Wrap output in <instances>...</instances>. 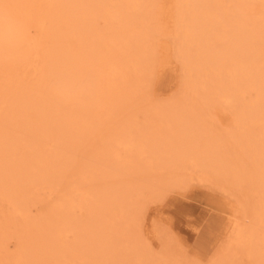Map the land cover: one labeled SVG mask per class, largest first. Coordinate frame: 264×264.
I'll return each mask as SVG.
<instances>
[{"label":"rangeland","instance_id":"obj_1","mask_svg":"<svg viewBox=\"0 0 264 264\" xmlns=\"http://www.w3.org/2000/svg\"><path fill=\"white\" fill-rule=\"evenodd\" d=\"M119 2L120 0H114L113 4L117 5ZM147 2L143 0L145 5ZM261 2V0H222L215 3L219 8L225 6L222 9H226L225 14L230 18L228 22H232L233 25L227 26V29L232 32L230 38L214 39L211 46L222 50L229 40L235 42L239 22L240 29L254 31V38L247 45L248 55L245 59L248 65L254 69L264 68V5ZM148 8H144L140 15L145 16ZM14 11V5L10 0H0V133L3 132L0 134V139L2 144H4L3 139L7 141H5L4 147L0 145L3 149L7 146L5 152H1L3 149L0 147V154H8L4 155V157H8H5L7 159L6 163H9L10 159L12 161L16 158L14 165L18 163V158H20L21 164L23 161L24 163L29 160L33 161V159L35 161L34 157H39L44 165L39 161V158L33 162L39 161L44 168L43 171L47 165L53 162L52 158L47 159V157L58 158L54 162L58 163L61 160L62 168H59L61 163L55 164L58 165L57 170L59 169L60 172L63 169L64 171H61L62 174L60 172L59 179H61V176L63 177L62 182H60L61 180L58 181V171L52 169L55 168L54 164H52V168H49L51 165L48 167L50 170L47 168L49 171L52 170L50 174L46 172L49 175L45 174L47 178L36 176V170H41V167H37L38 169L33 170L36 174L35 177L30 175L32 174L31 171L30 174L27 172L34 177L32 179L26 175L25 170V173L23 172V169L28 166L27 164H21L24 168L17 167L20 164H16L17 166H15L22 170L20 174H25V176L21 175L24 185L18 179L20 177L19 174L17 175L19 169L15 171L16 167L9 163L6 167L10 166L11 168L12 165L15 170L12 168L11 171L10 169L5 171L6 168L1 167L5 164V160H3L4 163H0L2 164L0 165V178H3L1 184H4V180H7L9 176L11 179L13 178L15 183L17 181L15 179H18L20 190H26V192L21 191L25 195L20 200L23 193L20 195L17 192L19 186H15L13 180L10 182L11 179L8 178L13 185L10 184L13 190L10 189L12 187L8 188L9 186L6 188L14 191V193H19L20 199L19 196L16 197L17 194L8 191H4V193H8V198L6 195L1 196L5 186L3 189L0 187L2 191L0 192V264H264V217L262 218L263 221H260L255 213L260 206H264V187L253 191L251 182L247 183L241 178L252 176L259 169L264 156V135L261 132L264 128L253 121H247L246 123L233 122L236 114L241 112L244 107V99L246 101H256L259 98L258 89L252 88L245 94L246 96L233 98L226 107L221 104L220 107L225 110V114L230 113V115H227L229 117L225 119L227 123L215 112L218 106L215 107L214 104L222 89L232 86L234 81L238 82L245 79L247 73L240 71L239 74L232 77L226 70H223L217 74L218 83L212 82L210 77L206 75V71L198 75L195 68H189L184 63L182 35L175 33V27L166 29L164 16L158 14L162 23L156 24L158 27L152 32L148 44L145 47L142 45V51L138 50L137 47L135 50L134 48L129 50L130 53L128 54L130 55L128 56H133L136 60L133 57L132 59L137 61V65L134 64L133 66L135 61L130 62V65L133 66L131 68L134 70L129 68L128 73L126 69L125 72L127 73L123 74L121 73L124 72L122 66L125 65H123L125 62L122 59L123 54L126 55V53L125 51L115 50L118 47L117 45L112 50V45L109 46L112 42L109 39V33L113 29H126L131 25L140 27V21L137 19L133 24H130V21H126L121 17H115V20L99 17L97 19L98 25L95 24L94 28L98 29L97 31L101 33L102 37H96V42L99 38H103V35H106L104 40L107 39L104 42H109L107 45L99 39L100 49L103 47L100 51L98 48L96 49L97 43L92 40L95 39L94 36L87 35L85 37L84 40L86 43L89 42V45L85 41L79 42L81 46L83 44L82 49H80L78 38L76 37L77 40L75 41L74 37V39L71 38L70 33V35L67 34L70 39L67 41L69 44L79 45L78 50L75 46L76 50L74 51L73 45H70L71 48L68 49L69 51L72 50L71 54H68L72 59L78 54V62L73 59L72 64L75 63L71 67H74H68L71 72L75 69L76 63L79 65V61L82 60L83 62L84 57L89 58L88 55H90L88 60L93 57L92 62L89 61L90 65L97 61L94 64L95 66L87 67L86 71L84 70L86 64H83L81 70L79 68L82 64L77 67V70L75 69L76 71L79 70V73L82 72L78 75L82 77L80 80L77 75L76 78L78 79L73 80L76 71L70 73L69 69H66L70 76H74H71L72 83L75 82L69 88L64 81V75L66 76L67 71L66 73L60 71L63 70V66L56 68L51 66L52 63H49L48 66L50 65L49 68H51L48 70L47 67L48 71L46 70L45 65L47 63L45 64V62L50 58L48 56L51 53L50 50L53 51L55 48H53V45H51V48L50 39L47 40L45 36L41 35L42 44L39 47V54L36 58L31 57L32 54H29L26 49L27 41L19 30V26L30 30L29 25L20 22ZM139 12L141 13V11ZM65 25L69 26V24ZM65 25H63V29L67 28ZM74 27L71 26L73 30ZM32 28L34 29V27ZM69 30L71 29L64 30V33L66 34ZM103 31L106 32L103 34ZM66 38V35H63L61 39L65 42ZM92 44L95 46L93 49L91 47V51L89 47ZM101 44H104L105 47L107 45L109 48L105 49L104 45ZM84 45H86L87 51L83 48ZM54 46H56L55 42ZM55 50L58 49L55 48ZM68 50L66 52L70 53ZM94 50L96 51L93 52ZM111 50L117 51L119 54L116 52L117 55L114 53V57L110 58L111 55L106 57L110 58L108 63L104 58L108 53L105 51H109L111 54ZM136 51L140 52L136 54ZM233 51L234 49L229 50L230 53ZM98 52L99 54L103 52V55L98 56ZM63 53L60 55L64 56L66 54ZM93 53L95 56H92ZM104 53H106L105 56ZM131 53L133 54L131 55ZM115 56H118V60L120 56L122 58L119 60L123 61L121 69L120 66H117L120 65V62ZM139 58H141L140 63H138ZM111 61L113 63H116L115 61L119 62V64L116 63V66L118 71L120 70V74L118 71L115 74H117V77L121 75L123 80H127V82L122 81V83H126V86L117 79L113 81L112 84L115 82L114 85L109 84V81L113 79L112 74H110L112 79L109 75L111 80L109 77L105 78L110 73L107 70L109 67L106 68V66H111ZM99 62L101 64L105 63L103 65L106 66L102 67ZM87 65L89 66V63ZM130 65H127L126 68ZM53 68L54 70H52ZM102 68L106 69L104 71H107V74ZM43 69L47 73H45V80L40 81L42 78L39 77H41L40 73ZM101 72H104V74H101ZM96 75H98V83H100L97 89L95 88L94 93L90 94L88 91L89 79ZM121 76L119 77L120 80ZM193 80L199 81L197 88L194 90L189 87L190 82ZM54 85L66 91L73 90L72 101L64 102L61 95L51 89ZM79 87L81 91L77 93L76 90ZM109 88L111 89L110 92ZM127 91L129 93H131L130 91L133 92L131 95H134L131 97L134 96L135 101L133 104V99L129 98L130 95L128 99L132 103L130 104L129 100V102L125 101L130 106L134 105V107L129 109L130 106L123 103L122 110L121 103L118 100L121 98L120 100L124 102L123 99L126 98L123 96L127 94ZM28 95H31V99L33 97L36 99L35 106L34 103L31 104L34 99L31 101ZM20 96L21 100L18 99ZM24 97L29 98V104H23L27 101V98L23 99ZM22 99L25 101L22 102ZM38 99H43L47 105L43 104V100L42 104L45 106L41 105ZM19 100L22 103L18 107L24 105V107H21L24 111L20 107L17 108L16 103L19 104ZM202 103L207 108L206 110L204 107V110L206 112L212 111L209 114L213 116V118H210V115H208L204 123L200 121L199 111L197 110ZM125 106L130 112L134 110V114H124L125 109H127ZM208 108L212 109L208 111ZM38 109H40V112ZM43 109H45V112ZM163 111H167L166 116ZM116 112L119 113L121 122L116 116ZM121 113L123 116H128V119L131 117L132 123L129 119L130 126L127 125L128 128H126L125 125L126 130L124 127L121 128L124 130H114L115 121L119 122L117 123L119 129L122 124H127L128 119L125 120L127 117L124 116V119L120 115ZM73 116L78 119V123L74 122L75 125L72 122L74 120ZM231 116L233 117L232 122L229 119L232 118ZM77 119L75 120L77 121ZM222 120L224 121L222 122ZM106 124L108 125L106 126ZM44 131L45 133H43ZM122 131L127 132L131 137L132 135L135 136L133 137L134 140L137 137L140 139V136H152L155 138L157 146L153 147L152 152L150 148V152L148 151L146 146H151L155 141L152 137L153 141L152 139L151 141L147 140L148 138H145L147 140L145 141L142 137L145 141L143 147L149 153L147 151L144 153L143 149H141L143 150L141 152L139 148L135 147H130L131 150L130 148L126 149L124 144L118 146L114 140L119 137L118 133H122ZM4 133L8 136L6 137ZM165 136L170 137V142L174 141L172 147L169 144L167 145L169 142L164 143ZM8 137L10 138L8 139ZM159 138L161 141L158 142L157 139ZM10 140L16 145H13ZM260 140L261 143H259ZM148 141L151 143L148 144ZM185 141L196 144V150L191 154L185 165V178L176 179L173 172L175 169L171 172L173 176L169 172L171 166L176 168L173 161H170L171 164L168 162L169 167L164 164L168 170L161 164L165 162L167 164V160L169 161L170 158L168 154L173 155L171 153L173 148H178L176 144H180L177 142H181V146H179L182 148V143ZM10 142L13 146H16L14 151L11 150L13 147L11 144L9 145ZM7 144L12 148L9 149ZM164 144L165 147H163ZM166 145L170 147L171 152L168 151L167 155L160 157V153L166 154L163 153V149L165 152L170 150L167 149ZM116 151L120 152V157L115 153ZM174 151L176 153L177 150L174 149ZM157 152H160L158 153L159 156L155 154ZM9 154L11 157H9ZM116 155L120 161L115 158ZM165 156H167V160ZM45 157L46 160H50L49 164L48 162L45 164ZM171 158L174 159V156H171ZM30 164L29 167L35 165ZM63 164L65 166L69 164L68 169L65 168V170ZM1 168L4 170H1ZM9 171L10 173H8ZM4 172L7 173L4 174L7 178L1 175ZM12 172L14 177L11 176ZM204 172L209 174V179H207ZM36 177H39L40 180L35 181L38 180ZM30 179L33 180V183L29 181ZM53 181L56 183L54 186L57 185V181L59 182L60 189L57 185L60 190L59 193L66 191L70 184H77L76 186L80 187L78 192L72 194L73 198L67 196L69 198L68 201L66 200L68 203L72 199L73 205L69 206L72 211L69 207L65 213L62 210L64 214L70 213V217L65 219L67 216L62 215L61 212L59 213L61 209L56 212L57 215H60L58 217L63 216L64 222H59L61 218H57L54 214V202L59 193L52 194L54 196L57 194L55 197L50 195L54 191L53 189L50 191L51 187L49 186ZM6 182L5 184H7ZM21 183L23 187H26L23 188ZM27 183L34 185L27 187ZM17 185L19 184L17 183ZM122 191L126 193L124 194ZM68 193L67 191L66 194ZM9 194L14 195L12 196L16 201L14 204L17 206L19 199L20 204H24L25 207H23L28 210V213L23 208H21V212L12 211L15 205L10 200L13 198L9 199ZM81 194H85L86 197L85 195L80 197ZM49 197L52 199L51 202ZM51 203L52 206L54 204L53 209L48 207ZM67 209L65 207V211ZM55 217L59 220L55 224L60 225L56 228L61 227V230L57 231V228L52 232L48 228L53 229L51 226L54 227L55 225L53 224L56 220ZM230 218L243 221V225L249 223L248 227H254V237L250 246L230 243L233 236ZM51 219L54 220H52V223ZM228 219L229 221H227ZM225 222L227 223L226 226ZM228 224H230L229 227Z\"/></svg>","mask_w":264,"mask_h":264},{"label":"bare ground","instance_id":"obj_2","mask_svg":"<svg viewBox=\"0 0 264 264\" xmlns=\"http://www.w3.org/2000/svg\"><path fill=\"white\" fill-rule=\"evenodd\" d=\"M215 1L216 2H219V1H222V0H146V2H147L146 5L147 4L148 5L150 4L149 6H146L143 3V0H120L119 4H117V5L116 4L115 5L113 4L114 0H10V2L14 5V9H15L14 14H16L17 19H19L20 22H23V23H26V24L29 25L30 30L28 28L27 29H24V28H22V27L19 26L20 32H22L23 37H25V40L27 41V47H26V49L28 50V53L29 54H32L31 57L36 58L37 57V54H39L38 53L39 52V47L42 44L41 35L45 36L47 40L50 39V42L51 43L53 41L52 44L50 43V46L53 45V48L55 47L58 50H55L54 51V49H55L54 48L53 49L54 52L51 51L52 50L51 49L52 46L50 48L51 50L49 49L51 53L49 52L50 54L48 56L50 58H49L48 61L46 60V62H45V64L47 63L45 65L46 66V70H47V67H48V70L51 68V67L49 68L50 65L48 66V64L49 63H52L51 64L52 67L58 68L59 66H63V68L60 67L63 70H60L59 69L60 71H62L61 73H66V71H67L66 69H69L68 71H70V68H73L74 67V66L71 67V65H74V63L78 59V57H77L78 54H77L76 56L73 57V59H75V62L72 64V62L74 60L68 55V54H71V52H72L71 49H70L71 51H69L68 49H69L70 45L71 46L73 45V43L72 44L71 43L69 44L67 42L68 39H69L68 38L69 35L71 34L72 37L71 36L70 37L72 39L75 38V41L78 38V40H77L78 43L85 41L84 39H85V37L87 35H92V36L95 37V39L93 37H92L93 39L92 38L91 39L94 40V42H96V37H102V35H100L101 33L97 31L98 29H96V27L94 28V25L98 23L97 19H99V17H107V18H111V19H114V20H115V17H121L123 19H126V21H130V24H133V22L136 21L137 19L140 21V25H139L140 27H137L136 25H131V26H129L126 29L125 28L113 29L109 33L110 34L109 35V39L113 42L112 43L108 39L111 42V44H109V46L112 45V50H114L115 48H113V47L115 45H117L119 47V49L117 47L115 50H117V51L120 50L121 52H124L125 51V53L127 55L126 56V55H124L122 53L123 56H124L123 59L121 58V56L119 57V60L122 59V60H124L125 63H123V61H119L117 59L118 56H115V58L120 62V65H117V66H120L119 68L121 69V66H122L121 63H123V65L125 64L124 65L125 67L122 66L124 68V72H121V73H123V74H125L127 72L129 73L130 70L128 71V69L129 68L131 70L133 69V68H131L132 65H130V62L133 63L136 60L133 56H128V55H130V54H128V53H130L129 50L130 49L133 50L132 48H134V50H135V48L137 47L138 50H141L142 51V45L145 47L148 44V41L150 40V36H151L152 32L158 27L159 23L160 24L162 23V20H160V17H158V14L160 16H164V18H165L164 19V23H165L164 26L166 27V29L167 28H174L175 27V33H180L182 35V38H183V41H184V48L182 50V52H183V55L182 56L184 58V63L187 64L189 68L190 67L191 68H195L197 70V72H198V75L202 74L203 71H206L207 72L206 75L208 77H210L211 81L214 82V83H218V80L216 78L217 77V74H219L223 70H226L232 77H234L235 74H239L238 72H240V71L247 73V76L245 77V79H242L241 81H238V82L237 81H234V84L232 86H229L227 88L225 87L224 89H222L219 92V98L216 100V102H214L215 107L218 106L216 108L215 112H217L218 115H220L224 120L227 119L229 117V116L227 117V115H230V113L227 112V114H225V110L222 109V107H220V106H222L221 104L225 105L223 107H226V106H228L230 104V102H231V100L233 98L244 97V96H246L245 94L247 92H249L250 89L257 88L258 89V93H259V98L256 101H254V100H248V101H246V99H244V107H243L242 111L239 112L238 114L234 113V114H236V117H234V115H232L234 117V119H235L234 121L232 120L233 119L232 116H231L232 118H229V119H230L231 122L233 121V122H242V123H246L247 121H253V122L261 125V127L264 128V68L263 69H254L253 67L251 68L248 65V62L245 60L246 57H247V55H248V47H247V45H249V42L254 38V31H246L244 29H240V23L238 22L239 27H237V31H236V34H235L236 35V38L234 39L235 42H232V41L229 40L228 41V44L222 50L215 49L213 46H211V44L213 43V40L214 39H217V38H223V39L230 38L232 32L227 29V26H232L233 25L232 22H228V20L230 18H228L226 16V14H225V10L226 9L225 8L222 9V7H225V6H222V7L219 8L218 5L215 4L216 3ZM261 1H262L261 3H263V5H264V0H261ZM147 7H149L148 9H146L147 13L145 14V16H141L140 14H142V12L144 11V8H147ZM153 10H154V13H153ZM139 11H141V13ZM65 24H69V26L68 25L66 26ZM156 24H158V25L156 26ZM63 25H65V27H67V28L63 29ZM70 25L71 26L73 25V27L75 26L74 27L75 29L73 30V28H71ZM32 27H34L35 30ZM68 27H70V28H68ZM66 29H71V30H69V32L67 31V33L65 34L64 33V30H66ZM104 32H106V31H103V34H104ZM67 34H69V35L67 36ZM63 35L64 36L66 35V37H67L66 40H64L65 42H63L62 39H61ZM105 36L106 35H103V38H99V39H101V41H103L102 43H104V44L107 43V45H108L109 42H107V41L104 42L105 40H107V39L104 40V37ZM99 39H98V41H99ZM58 41L60 42V44H59ZM75 41H73V42H75ZM98 41L96 42L97 43L96 49L98 48L99 51H100L101 49H103V47L100 49V46L98 44ZM54 42H55V45L58 48L56 46H54ZM94 42H93V44H94ZM66 43H67V45H66ZM85 43H86V41H85ZM88 43H86V44L89 45ZM74 44H76V43H74ZM93 44H92V46L90 45V47H89L90 50H91V47L93 49V47L95 46V45L93 46ZM104 44H101V45H104ZM79 45L81 47L80 49H82L83 44L81 46V44L79 43ZM79 45L78 44H77V46L76 45H73L74 46V47L72 46L73 50L74 51L76 50L75 49V46H76V48L78 50ZM107 45H106V47L104 45L105 49H108L109 48V46H107ZM83 48L86 50V45H84ZM110 49H111V47H110ZM230 49H234V51L230 53L229 52ZM62 50H64L66 54L63 53L64 51H62ZM67 50L70 53H67L66 52ZM95 51L96 50H94L93 52H95ZM117 51H112L113 53L111 52V54L109 53V51H105V52H108V53H107V55H106V53H104V56L106 55L104 58L109 57L110 55H111L110 58L111 57H114L113 54L114 53L116 54ZM136 52H137L136 54H138V52H140V51H136ZM62 53L65 54V55L64 56H61L60 54H62ZM80 53H81V51H80ZM82 53H83V50H82ZM102 53L103 52H101L100 54H102ZM98 54H99V52H98ZM100 54L98 56H100ZM132 54L133 53H131V55ZM84 56H86V55H84ZM88 56H89V58H87V59H86V57H84L85 58L84 59L85 61L84 60H83V62H82V60L79 61V65L76 63V66H75V69L76 70H77V67L81 66L80 64H82V66H81V68H79V70L83 69L82 67L86 64V67H84V70L86 71V68L87 67L88 68L89 67L91 68L92 65H94L97 62L96 61V62H94V64L90 65V62H92V60H93L92 58L93 57L91 58V60H88V59H90V55H88ZM92 56H95L94 53L92 54ZM79 57H83V56H79ZM132 57H133V59H135L134 61H133ZM136 57H138V55H136ZM100 58H102V57H100ZM110 58H106L107 62L110 61ZM79 59H81V58H79ZM106 60H105V62H106ZM35 61H36V59H35ZM118 61H115V62L117 63ZM140 61H141V58L138 59V63H140ZM85 62H88L89 63V66L87 65L88 63H85ZM107 62H106V65H107ZM111 62H112V63H110L111 66H109V65L106 66V65H103L105 63L101 64L99 62V64L102 67L103 66L104 67L106 66V68L109 67L107 69L108 70V73L110 72L109 74H107V71H104L106 69H103L102 68L103 71L105 72V74L108 75V76L106 75L105 78L106 77L107 78L109 77V79H110V76H111V79H112V75H113V79L112 80L110 79L112 82L109 81V84H112L113 81L114 80L116 81V79H117V81H121V84L125 85L126 83L124 84V83H122V81L123 82L124 81L127 82V80H125V79L123 80V78H122L121 75H118V77L116 76L117 74H115V73L118 71V68L116 66V63H113V61H111ZM119 62H118V64H119ZM114 64H115V66H114ZM134 64L137 65V61H135L133 63V66H134ZM97 65H98V63H97ZM127 65H130V67H127L126 68ZM68 67H70V68H68ZM152 67H151V69H152ZM64 68H65V70H64ZM44 69L40 73V76L41 77H39V78H42V79H40V81L41 80L42 81L45 80L44 79L45 76H46L45 73H47V72H45ZM75 69H73L74 71L71 69L72 72L70 71V73L75 72L76 71ZM126 69H127V72H125ZM52 70H54V68ZM68 71H67V74L69 73ZM78 71H76V74L74 75L75 77L71 75L72 77H74L73 80H75V79L77 80L78 79V78H76V75H77V77H79L78 75L82 74V72L79 73ZM119 71H118V73L120 74ZM56 72H58V71H56ZM104 72H101V74L102 73L104 74ZM70 73H69V75L66 74V76L63 74L64 75V78H65V80H64L65 81V84H67L69 88L72 87L71 84H74L75 83V82L72 83L73 80H72V78L70 76ZM110 74H112V75H110ZM101 76H100V79H101ZM120 76H121V80L119 78ZM125 76H127V75H125ZM114 77H115V79H114ZM81 78L82 77L80 76L79 77V80ZM170 79H169V81H170ZM99 83H98V75H96L95 77L89 79L88 91H89L90 94H93L94 93V90H95V88L97 89V86H99ZM118 83H120V82H118ZM114 84H115V82H114ZM114 84H112V85H114ZM198 84H199V81L198 80H195V81L193 80V81L190 82V86L189 87H191V89L194 90V89L197 88ZM129 87H127V88L129 89ZM186 87H188V86H186ZM51 89H53V91L55 93H57L58 95H61V98H62V100L64 102L68 103V102H71L72 101V98L71 97H72L73 90H67L66 91L65 89H62L61 87H58L57 85L52 86ZM110 90L111 89L109 88V92H110ZM80 91H81V88L79 87L76 90V92L77 93H80ZM132 91H130V92L133 93ZM109 92H107V93H109ZM126 93H127L126 94L127 97H126V95L123 96L126 99H123V97H122V99L124 100V102L120 100L121 98H119V100H118L119 103H121L120 104L121 107L124 105L123 103H126L127 104V101L129 100L128 99V96L129 95H130L129 96L130 99L131 98L132 99L134 98V96L131 97L134 94L131 95V93H129V91H127ZM30 96L31 95H28V97L32 101L34 99V97L31 99ZM26 98L24 97L23 99H26ZM29 98L26 99L28 102L27 101L24 102L25 100L23 101V99H22V102H24L23 103L24 105L30 103L29 102L30 100H28ZM18 99L21 100V96ZM42 100H39L38 99V101H40L41 105H43V104L47 105V103L44 100H43L44 101L43 102ZM125 100H127V101H125ZM33 101L31 102V104L34 103L33 105L35 106L36 99H34ZM134 101L135 100L133 99V104H134ZM22 102L20 101L19 104L16 103L17 104V108L20 107V106L18 107V105H20ZM42 102H43V104H42ZM129 103L131 104L132 102L130 101ZM130 104H127V106L128 105L130 106ZM24 105H22V106L24 107ZM33 105H31V106H33ZM45 105H43V106H45ZM120 105H119V108H120ZM127 106H125V107L127 108ZM125 107H124V109H125ZM133 107H134V105L133 106H130L129 109H131ZM204 107H205V105H204V103H202L200 105V107L197 108V110L199 111L200 121L202 123L205 122L204 121L205 118H207V116L210 115L209 114V112H210L209 110L212 109V108L211 109L208 108V111L209 112H206L204 110ZM43 108H45V107H43ZM21 109L23 110V108H21ZM127 109H125L127 112L125 111L124 114H126V115H129L130 113H131L130 115H132V113L134 114V110H131V112H130V110L129 109L127 110ZM205 109L207 110L206 107H205ZM39 110L40 109H38V111ZM43 110L45 112V109H43ZM116 110H117V112H119L118 109H116ZM122 110H123V107H122ZM23 111H21V112L23 113ZM41 112H43V111H41ZM117 112L115 114H117L116 116L118 117V119H120V122H121V117L119 118V115H118L119 113H117ZM166 112L167 111H163V113L165 114V116L167 115ZM122 113L120 115H122ZM127 113H129V114H127ZM163 113H162V115H164ZM210 113H212V111ZM41 114L43 115V113H41ZM124 116H123V118L125 119V117H127L125 119V120H127L128 119V116H125V117ZM74 117L75 116H73V119L74 120H72V122L73 123L74 122H77L78 123L77 117L76 118H74ZM114 118L116 119V117H114ZM164 118H166V117H164ZM210 118H213L212 114L210 115ZM217 118H219V117H217ZM67 119L69 120V118H67ZM75 119H77V121ZM129 119L131 121V117H129ZM129 119H128V121H126L127 124H125L124 122H122V123H124V125L122 124L123 126L121 125L122 127L120 126V129L117 128V123H119V122H116L115 121L116 124H114V125H115L116 128L114 127V130H116V129H118L119 131L120 130H124L125 129V125H126V128H128V126H130V123H132V121L130 123H128L129 122ZM215 120H217V119H215ZM224 120H222V122ZM225 123H227V121ZM68 124H70V123H68ZM73 125H75V123ZM107 125L108 124H106V126ZM106 126H103V127H106ZM123 127H124V129H121ZM103 130H104V128H103ZM118 130H117V132H118ZM117 132L115 131V133H117ZM261 132H263L262 135H264V129H263V131L261 130ZM2 133L3 132H1L0 134H2ZM43 133H45V131ZM119 133H118L119 137H117L114 140L115 141V144L116 145L118 144V146H119V144H124V146L126 147V149L127 148L129 149L130 147L131 148L132 147H135V148H139V150L141 152L144 150L143 152L146 153L147 149H148V151L151 149V152H152L153 151V147L154 146L155 147L157 146L156 145V140L152 136L151 137L155 140L152 143V145L153 144L154 145L153 146L152 145L150 146V145H147L146 144L147 145L146 147H148L146 149L145 147H143V145H145L144 142L147 141V140H150L151 141V139H152L151 137H147V136L146 137H143V136H140L139 138L141 140L138 139V137H137L136 140H134L133 137H135V136L132 135V137H131V135L127 134V132L122 131V133L121 132H119ZM4 134L6 135V133H4ZM1 136H3V135H1ZM7 136H8V134L6 135V137ZM142 137L144 139L145 138H148V139L147 140L145 139V141H144L142 139ZM1 138L3 139V137H1ZM9 138L10 137H8V139ZM153 139H152V141H153ZM164 139H165V142L164 143L166 144V142H169V143H167V145L169 144L172 147V144H174V141L170 142L171 140H170V137L169 136L168 137L165 136ZM164 139H163V141H164ZM167 139H168V141H166ZM159 140H160V138L157 139L158 142H159ZM5 141L6 140L3 139V143L4 144H5ZM178 141H180V140H178ZM0 142H1L0 145L3 146L4 144H2L1 139H0ZM11 142L9 143V145L10 144L12 145V143L14 141L12 143ZM158 142H157V144H158ZM162 142H161V144H162ZM261 142L262 141L260 140L259 143H261ZM147 143L149 144L151 142L148 141ZM177 143H180L181 144V142H177ZM165 144H164L163 147H165ZM180 144H176L179 149L175 147V148H173V152H171L170 147L169 146L167 147V145H166L167 149H170V150H166V152H165L164 149L162 150L163 153H166V154H161L160 152L155 153L158 156H159L158 153H160V157H163V155H167L169 152L173 153V155L170 154V153L168 155H170V158H171V156L172 157L174 156V159H172V158L170 159L169 158V161H168L167 158H166L167 156H165V158L167 160V164L165 162V163H163L161 165H164L165 164V165H168V167H169V163L171 164V162L173 161V163H174V165H175L176 168H174L173 166L170 165L172 168H171V170H169V172L171 173L175 169L173 172L176 175V176L174 175V177H176V179H178V178H181L182 179V177L185 178V175H186L185 165H186L188 159L190 158L191 154H193L195 152V150H196V144H193L192 142L185 141L184 143H182V145H183L182 148H180V146H181ZM9 145H8V148L9 149H11L12 147L14 149L12 148L11 150L14 151L16 149V146H13V145H16V144L13 143L12 147L9 146ZM176 145H174V146H176ZM260 146H261V144H260ZM3 147H1V148L3 149ZM131 148H130V150H131ZM6 149H7V146L3 150H1V152H5ZM141 149H143V150H141ZM174 149L177 150L176 153H174L175 152ZM136 150L138 151V149H136ZM155 151H157V150H155ZM141 152H139V153L142 154ZM115 153L118 154V156L120 155V152L118 153V151H116ZM4 155H8V154H4ZM4 155L2 154V156H0V161H2L0 163H4L3 160H5V164H3V165L0 164V165H2L1 167L4 166V168H6L5 171H8L9 169L11 171V169L13 168L12 165L15 166L16 164H20V162H21V160L19 161L20 158H18V160H17L18 163H16L14 165V162H16V158L15 159L13 158L15 161L12 160L13 161L12 162L11 159H10V162H9L10 164L12 163L11 168H10L9 165H8L9 167H6L7 164H9V163H6L7 162L6 161L7 160L6 158H8V157L5 156L6 157L5 158ZM51 155H54V154H51ZM113 156H114V154H113ZM118 156L115 157L117 160H119V157H120V156L119 157ZM9 157H11L10 154H9ZM34 158H35V161H36V160H38L39 157H37V158L34 157ZM51 158H52L53 162L51 161L52 163L50 162L51 164H49V161L50 160L49 161L46 160V157H45V161H46L45 164H47V162L49 164V165H47L46 169L44 170L45 172L43 171L44 168H43L42 164L39 162V161L42 160L40 158H39V161H37L36 163H34L35 161H34L33 158H31V159H33L34 162L32 160H29L27 163L26 162L24 163V161L21 163L22 165H23V163L25 165L27 164L28 165L27 166L28 168L26 167V169H28L29 171L26 170L21 164H20V166H17V165L16 166L17 167L24 168L23 169V172L25 170L27 176H30V175L34 176V175L37 174L36 176H43V178L45 176V178H47L45 174H47L46 172H49L48 174H50V172H52V170L49 171L50 170L49 168H52L53 167L52 164H54V166H55V168L54 167L52 168V169H54L53 171H55V170H57V167H58V165L56 166L55 164L61 163V160H60V162L56 161L58 163H55L54 162L55 160H58V158L56 159L54 157H47V159H51ZM262 159L263 160L261 161V164L259 166V169H258V171L254 175L241 177L247 183L248 182H251L252 190L253 191L259 190L260 188L264 187V156H263ZM8 161H9V159H8ZM31 161H32L33 164L38 165V166L35 167V165H32ZM41 162L44 165V162L43 161H41ZM29 164L32 165V166L29 167ZM64 164H65V162H64ZM64 164H63V166H65ZM50 165H51V167H49ZM61 165H62V163L59 164V168L61 167ZM67 166H69V164ZM67 166H65L63 168L64 169L65 168L68 169ZM17 167H16V170H15V168H13V169L15 171H18L19 168H17ZM37 167L38 168L41 167V170L39 171V169ZM35 168L38 169L35 172L36 174L33 172V170ZM160 168L162 169L161 166H160ZM164 168L167 169L166 166ZM164 168H163V170H164ZM20 169H19L18 173L15 172V173H17V175L19 174L20 177H18L17 175H15V176H17L18 179L21 180V179H23V177L21 175L25 176V174H24L25 172L23 174H20L22 172V170H20ZM1 170H4V169L1 168ZM10 171L8 173H10ZM30 171L32 172V174H30L31 173ZM37 171H39L41 173H39ZM42 171H43V173H42ZM13 172L11 173L12 174L11 175L12 177H14V173ZM60 172L58 171V173H59V175H58V181L61 180L60 182H62V178L63 177L61 176V179H59L60 178ZM54 173H56V172H54ZM4 174H7V173L6 172L1 173V175H4ZM61 174H62V172H61ZM172 174L173 173H171V175ZM204 174L207 177V179H209L208 178V175L209 174L206 173V172H204ZM5 176L6 175H4V177ZM32 176H30L29 178H32L33 179L35 177V176L34 177H32ZM6 178H7V176H6ZM8 178L11 179L9 176H8ZM8 178H7V180H4V182H3L4 184H1L2 181H3V178H0V185H1L0 187H1V189H3L4 186H5V188H4L5 190H3V192L0 189V192H2V194H4V195L1 194V196L4 197L6 195L7 198H8V196H7L8 193L5 192V193H7V194H5L4 191L11 192L12 194L14 193V191H10L9 189L7 190V188H6L7 186H9L8 188H10V187L13 186L10 183V182H12L13 178L10 180V182H9V179ZM36 178L38 179L39 177H36ZM18 179L17 178L15 179V180H17L16 183L13 180V184L14 185L16 184L15 186H19V187H17L18 188V191L17 192H19L20 195H21L24 191L26 192V190H24V191L23 190H20V182H18ZM32 179H30L29 181L32 182L33 181ZM39 180L40 179L35 180V181H39ZM35 181H34V183H36ZM58 181H57V185L59 183ZM5 182L7 184H5ZM21 182L23 183V180H21ZM17 183L19 185H17ZM22 183H21V185L23 187V184L24 183L23 184ZM55 184H56L55 181H53L52 184L49 185L51 187L50 191H52V189L54 190L52 193H50L51 196H54L52 194H54L55 192L56 193H59L60 192V190H59L60 189V187H59L60 185H58V187H59V189H58L57 185L54 186ZM29 185L30 186H33L34 184L32 185L31 183H29V184L27 183V187ZM52 185L54 186V188H52L53 187ZM76 185L77 184H75V185L74 184L73 185L70 184L69 185L70 187L67 188L66 191L64 190V192L67 193V191H68L69 193L68 194H66L64 192L63 193H59L58 194L59 196H57V198L55 199L56 201L54 202L55 203V206L53 204V206H54L53 207L52 206V203H51L50 206H48V207H51V209H53V208L55 209V213L54 214L57 216V218H61L62 219V220L60 219V221H59L55 217L56 220H57V222H56V220L54 221L53 219H51V223H52V220L54 221L53 224L58 223V221L59 222H64L66 218L70 217L69 216L70 215L69 212H68L69 214L66 213L67 215L64 214V213L68 211L67 208L69 206L71 207L73 205L72 202H71L72 199L69 200L70 201L69 203L67 202L68 201L67 199H69L68 197H70V198L72 197L73 198L72 194L74 195L75 194L74 192H76V191L78 192V190H79L80 187L78 188V186H76ZM25 187H23V188H25ZM10 189L13 190V187L10 188ZM21 191H23V192L21 193ZM17 192L14 193V194L15 195L17 194L16 197L19 196V199H20V195H18L19 193H17ZM122 192L124 194L126 193L124 191H122ZM244 192L246 193L247 190L244 191ZM12 194H9L10 195L9 196V199L12 196H14ZM64 194H66V195H64ZM85 194H86V192H85ZM85 194H83V195H85ZM23 195H25V193H23L21 195V199L20 200H22V198L24 197ZM56 195L57 194H55V196ZM83 195L80 196V197H83ZM85 197H86V195H85ZM12 198L13 199H10V200L13 202V205H15L14 202L16 203V201H14V197H12ZM19 199H18V202L19 203L17 204V206L15 205L16 207L14 206L13 209L11 208L12 211L15 210L16 212H21V210H22L21 208H23L24 211L26 210L27 211L26 213H28V210L26 208H24L25 207L24 204L23 203L20 204L21 201H19ZM82 199L84 200V198H82ZM82 199H81V201H83ZM50 200H52V199H50V197H49V201ZM53 200H54V198H53ZM85 200H86V198H85ZM18 205L19 206L22 205V206L19 207ZM65 207L67 209L66 211H65ZM59 209H61V211ZM58 210H59V213L61 212L62 215L64 214L65 216H67V217H65L64 221H63V216L58 217L60 215L59 214L58 215L56 214V212ZM62 210L64 211V213L62 212ZM70 210H71V208H70ZM243 210H244V206H243ZM51 211L54 212L53 210H51ZM246 211H248V210L246 209ZM255 213H256L257 218H259L260 221H263L262 218L264 217V206H260V208H258ZM228 215H230V214H228ZM228 215H227V217H228ZM52 217H54V216L52 215ZM230 219L232 221V223L230 222L231 223V230L233 231L232 232L233 236H232V239L230 240V243L231 244H238V245L239 244H243L245 246H250L251 241H252V239L254 237V234H253L254 227L253 226L248 227L249 226V223L247 224L248 226L245 225L246 223L243 225L244 222L243 221H239L238 219H234V218H230ZM227 221H229V219ZM53 224H51V225H53ZM226 225H227V223L225 222V226ZM229 225L230 224H228V227H229ZM56 226H60V225L59 224L58 225L55 224L54 227L51 226L53 229H51L50 227L48 229L49 230H52V232H54L53 230L58 228V227L56 228ZM60 230H61V227H59L57 229V231H60Z\"/></svg>","mask_w":264,"mask_h":264}]
</instances>
